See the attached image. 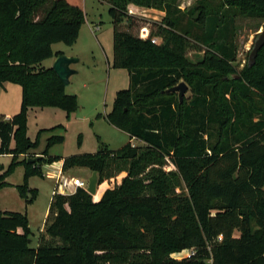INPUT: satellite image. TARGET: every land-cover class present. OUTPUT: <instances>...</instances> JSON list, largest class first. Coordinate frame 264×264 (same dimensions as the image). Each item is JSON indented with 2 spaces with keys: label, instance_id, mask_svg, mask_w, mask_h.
Returning <instances> with one entry per match:
<instances>
[{
  "label": "trees",
  "instance_id": "obj_1",
  "mask_svg": "<svg viewBox=\"0 0 264 264\" xmlns=\"http://www.w3.org/2000/svg\"><path fill=\"white\" fill-rule=\"evenodd\" d=\"M101 1L114 26L112 64L130 80L105 117L145 148L130 140L111 150L101 142L97 153L31 162L18 160L35 146L28 110L78 108L76 94L43 61L63 53L54 43L77 42L85 12L68 0H0V85L22 88L20 110L0 113V154L13 155L9 170L25 162L26 174L42 175L40 164L57 159L63 170L87 167L103 190L100 198L82 187L55 193L37 247L25 214L0 211V264H264V108L253 119L254 100L264 106V45L254 63L239 73L234 66L237 17L264 20V0H196L189 11L196 30H181L176 0ZM130 4L166 10L158 30H124L135 21ZM155 34L162 43L152 42ZM190 37L214 41L217 53L190 62ZM181 81L192 91L182 101L167 91ZM63 140L53 135L48 144ZM167 161L170 171L151 166ZM115 171L125 174L118 180ZM4 174L0 188L8 185ZM18 188L26 202L36 197L26 183ZM189 249L194 254L177 257Z\"/></svg>",
  "mask_w": 264,
  "mask_h": 264
},
{
  "label": "rangeland",
  "instance_id": "obj_2",
  "mask_svg": "<svg viewBox=\"0 0 264 264\" xmlns=\"http://www.w3.org/2000/svg\"><path fill=\"white\" fill-rule=\"evenodd\" d=\"M68 1L79 5L84 10L86 13L85 22L80 29L75 44L70 46L58 42L53 44V49L66 53L73 52L80 58L78 63L73 64L78 72L70 77V84L66 87L67 93L76 94L78 108L71 114L55 107L30 108L27 116V133L35 146L26 154H20L18 156L20 161L26 158L28 160L34 158L36 159L34 162H36L42 156L49 157L48 155L60 158L73 154L97 153L101 148V142L111 150H117L130 140L127 131L112 125L105 117L106 113L111 111L114 106L117 92L128 88L130 84L127 69L114 67L112 64L114 26L108 11L109 4L101 0ZM195 4L196 0H176L174 10L178 8L177 13L181 30L183 28L197 29L194 22H191L194 16L189 13ZM128 12L135 17V21L131 25L126 23L123 29L137 35H145L146 29H143L145 27L148 28L149 34L151 29L157 31V26L154 23H161L166 15V10L143 6L136 7L134 4L129 5ZM236 21L235 44L237 48L234 66L235 72L239 73L249 63L250 52L258 33L263 29L264 20L238 16ZM97 25H100V29L96 28ZM152 38H156V43L163 42L162 37L158 34L153 35ZM188 40L186 57L192 63L196 64L203 61L210 50L217 53L214 41L211 42L213 43V46H211L207 42L193 37L188 38ZM43 65L52 67L51 60H44ZM210 72L212 73V71ZM7 84H9L7 92L3 91L2 85H0V107L7 110L9 108L15 114L20 110V107L17 108L16 106L13 110L12 104L15 106L21 101L22 88L19 84L10 82ZM191 94L192 91L189 87L185 95L190 96ZM253 105L250 103V106L254 108L253 119L255 120L262 113L261 111L258 113L257 110L259 108L262 110L264 106L257 99L254 100ZM42 129L45 130L42 131ZM53 135H63L64 140L49 145L48 139ZM132 139H134L132 140L133 145L141 146L142 149L145 148L144 141L138 138ZM14 145L15 141L12 142V146ZM12 161L13 155L0 154V166H2L0 174L5 173L4 179L8 183V185L0 188V211H17L25 214L30 226L28 235L31 241L30 245L37 247L58 183L61 181L62 184L63 180L68 181L75 176L88 181L92 175L90 174L91 170L83 166H72L63 170L62 163L57 159L52 163L40 164L42 175L39 173L26 174L28 167L25 162H21L9 170ZM151 166L162 168L165 171L174 168L170 161L162 166L157 163H153ZM148 168L150 169V167ZM59 170L60 172H58ZM124 174V172L115 171L117 176L115 179H121ZM66 181L63 182L66 183ZM115 182L111 179L109 187H113ZM24 183L27 184L28 189L36 191V197L31 202H26L24 198L20 197L18 186ZM72 189L73 187L69 186L65 189V192L69 193ZM176 189L177 191L186 192L181 187ZM99 193L100 190L96 195ZM186 252L187 250L183 251V254ZM179 255H182V252Z\"/></svg>",
  "mask_w": 264,
  "mask_h": 264
},
{
  "label": "water",
  "instance_id": "obj_3",
  "mask_svg": "<svg viewBox=\"0 0 264 264\" xmlns=\"http://www.w3.org/2000/svg\"><path fill=\"white\" fill-rule=\"evenodd\" d=\"M264 45V24L263 29L258 33L257 38L255 39L254 46L250 52L249 63L252 64L256 60V56L260 50V48ZM80 61V58L77 56H69L65 53H59L55 56L54 62L52 64V68L63 82L65 87L70 84V77L73 74H76L78 70L72 67L73 64H76ZM189 86L185 81H181L177 85L169 88L167 91H177L179 92L180 100H183L185 93L187 92ZM36 159H30L29 161H35ZM87 191L96 195L98 192V173L97 171H93L92 175L88 179Z\"/></svg>",
  "mask_w": 264,
  "mask_h": 264
},
{
  "label": "built area",
  "instance_id": "obj_4",
  "mask_svg": "<svg viewBox=\"0 0 264 264\" xmlns=\"http://www.w3.org/2000/svg\"><path fill=\"white\" fill-rule=\"evenodd\" d=\"M96 28L100 29V25H97ZM152 42L156 43V38H152ZM60 179H61V176H60ZM63 181H66V180H63ZM63 181H62V184H61V181L58 183L57 190L54 191V194L55 193H62V192L64 194H67V192H65V189L67 187H69V186L73 187V189L69 193L74 192L78 187H82V188L86 189L87 186H88V181H85V180H83V179H81L79 177L70 178L68 181H66L67 184L64 183ZM191 254H194V250L193 249H189L185 253L186 256H190ZM178 258H181V257H178Z\"/></svg>",
  "mask_w": 264,
  "mask_h": 264
},
{
  "label": "crops",
  "instance_id": "obj_5",
  "mask_svg": "<svg viewBox=\"0 0 264 264\" xmlns=\"http://www.w3.org/2000/svg\"><path fill=\"white\" fill-rule=\"evenodd\" d=\"M133 5V4H132ZM136 6V5H135ZM136 7H138V6H136ZM85 16H86V13H85ZM55 51V50H54ZM63 53H66V52H64V51H62ZM67 55H70V56H73V55H75L76 56V54L75 53H73V52H70V53H66ZM54 59H55V56L54 57H52V58H50V60H51V65L53 64V62H54ZM72 67H73V65H72ZM74 68H76V67H74ZM9 83V82H8ZM2 88H3V91L5 90L6 92L9 90V84H7V83H5L3 86H2ZM1 94H2V92H1ZM21 101H22V97H21ZM21 101H19L18 103H17V105H15L14 106V104H12V108H14L13 110H15V107L17 106V108H19L20 106H21ZM0 106H1V102H0ZM10 107H11V105H10ZM17 110V109H16ZM0 113H2V114H4L5 116H6V118H10L12 115H13V111H11L9 108H8V110L7 109H3L2 107H0ZM130 140L132 141V140H134V139H132L131 137H130ZM129 140V141H130ZM60 162L62 163V165H63V160H60ZM58 172H60V170L58 171ZM90 174H92V171H91V173ZM75 177H79V176H75ZM79 178H81V177H79ZM81 179H83V180H85V181H87V179H84V178H81ZM99 190V189H98ZM98 193V192H97ZM103 193V190L101 189L100 190V193L97 195V198H100L101 197V194ZM183 255H185V253L183 254V252H182V255H177V257H182Z\"/></svg>",
  "mask_w": 264,
  "mask_h": 264
}]
</instances>
